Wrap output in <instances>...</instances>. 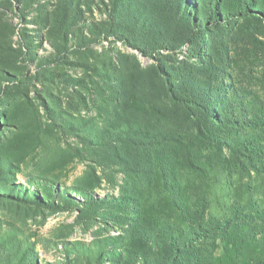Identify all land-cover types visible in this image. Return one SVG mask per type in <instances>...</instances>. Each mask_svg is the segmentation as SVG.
Masks as SVG:
<instances>
[{
	"label": "rangeland",
	"instance_id": "374dc122",
	"mask_svg": "<svg viewBox=\"0 0 264 264\" xmlns=\"http://www.w3.org/2000/svg\"><path fill=\"white\" fill-rule=\"evenodd\" d=\"M262 103L264 0H0V264H264Z\"/></svg>",
	"mask_w": 264,
	"mask_h": 264
},
{
	"label": "trees",
	"instance_id": "16d2710c",
	"mask_svg": "<svg viewBox=\"0 0 264 264\" xmlns=\"http://www.w3.org/2000/svg\"><path fill=\"white\" fill-rule=\"evenodd\" d=\"M259 109H260L261 111L264 112V103H262V104L260 105ZM255 118H256V119L259 118V115H257V113H254V114H253V119L255 120ZM197 124H198V123H197ZM205 127H206V126H205ZM196 128H197V132H198L200 135H202V134L204 133V129H203L202 126H199V125H198V126H196ZM221 141H223V142H227V143H230L229 140L224 139V138H222ZM193 235H195V234L193 233Z\"/></svg>",
	"mask_w": 264,
	"mask_h": 264
}]
</instances>
